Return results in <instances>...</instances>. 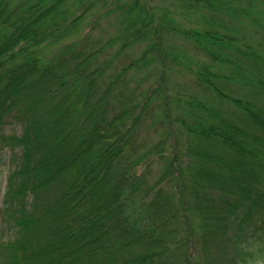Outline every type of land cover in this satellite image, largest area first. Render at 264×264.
<instances>
[{"label": "trees", "instance_id": "trees-1", "mask_svg": "<svg viewBox=\"0 0 264 264\" xmlns=\"http://www.w3.org/2000/svg\"><path fill=\"white\" fill-rule=\"evenodd\" d=\"M239 2L0 0V264L264 257V50Z\"/></svg>", "mask_w": 264, "mask_h": 264}, {"label": "rangeland", "instance_id": "rangeland-1", "mask_svg": "<svg viewBox=\"0 0 264 264\" xmlns=\"http://www.w3.org/2000/svg\"><path fill=\"white\" fill-rule=\"evenodd\" d=\"M242 7H252L250 12L246 16H239L237 19L233 18L231 20V24L234 27V31L238 32V36L240 37V41H244L247 43H251L254 46L260 47L264 50V0H253L252 3H249V0H240L239 3ZM93 15H88L85 19V23L83 28H90V20L93 18ZM111 17L103 15L102 17L98 18L95 26L92 28L94 33H98L100 35H104L101 37L106 36V30H111L112 28L109 26L108 21L110 22ZM108 33V32H107ZM172 41L175 44H179L182 47H179L181 52L186 50L187 53L192 57L195 58L197 54L195 52L191 53L193 48L180 36H175L172 38ZM177 49V48H176ZM178 50V49H177ZM133 55H136L138 52L134 51L131 52ZM187 54V55H188ZM186 55V56H187ZM172 72L171 73V82L173 84H178L179 82H184L187 78L190 77V72L183 68L182 71L176 69V65L172 64ZM151 82V81H150ZM147 82L146 84L150 83ZM5 132L7 131H19L20 127L17 124L11 125L6 124L4 127ZM9 151L5 147L1 150L0 154V209L2 207V199L3 193L5 189L6 183V176L9 170V161H8ZM143 169V166H142ZM146 171V175L151 178L153 177L157 171L159 170V165L151 162L149 165L144 167ZM2 222L0 221V226H2ZM255 264H264V257L255 260Z\"/></svg>", "mask_w": 264, "mask_h": 264}]
</instances>
